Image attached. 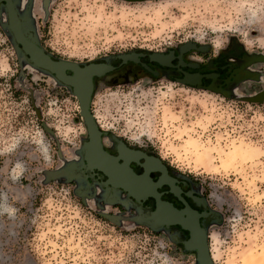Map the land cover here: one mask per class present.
I'll use <instances>...</instances> for the list:
<instances>
[{"label":"rangeland","instance_id":"1","mask_svg":"<svg viewBox=\"0 0 264 264\" xmlns=\"http://www.w3.org/2000/svg\"><path fill=\"white\" fill-rule=\"evenodd\" d=\"M31 18L47 52L82 64L186 42L216 54L232 39L264 55V0H34ZM5 21L0 4V264H195L178 230L113 222L100 215L111 204L48 177L81 158L86 127L71 90L15 51ZM257 79L218 92L143 76L99 86L90 104L105 132L196 182L215 264H264V70Z\"/></svg>","mask_w":264,"mask_h":264},{"label":"flooded vegetation","instance_id":"2","mask_svg":"<svg viewBox=\"0 0 264 264\" xmlns=\"http://www.w3.org/2000/svg\"><path fill=\"white\" fill-rule=\"evenodd\" d=\"M3 3L0 2V4ZM184 44L182 43L157 52L160 58L164 62H167V64L152 60L150 58L151 52L137 50L124 53L137 54V61L131 59L123 61L122 55L124 54L110 55L107 58L96 60L95 62L107 63L112 68L102 75L93 76L91 100L96 88L101 85L120 84L143 76L154 78L167 77L177 81L183 78L185 74H198L200 80L198 84L193 85L195 87L212 88L218 92L235 90L237 88L242 89L248 81L257 82L258 76L264 70H259L258 68L264 62L253 59V57L260 55L259 52H248L236 39L230 40L228 45L216 54H211L209 47L196 43H193V46H186L187 48L181 51V47ZM25 56L26 61L32 65L27 55ZM66 72L68 74L72 73L69 70ZM50 75L56 79L54 75ZM98 127L102 131L101 142L104 150L112 156L118 157L120 163L125 159L135 174L141 175L147 172L154 182L159 181V179L173 182V185L178 189V194L172 191L171 186L167 182H161L156 188L162 200L172 203L177 209H183L185 204H187L199 213L203 211L208 212L206 216L199 218L200 225L206 228L212 221L213 214L210 212L205 195L197 190L198 186L192 178L176 173L166 162L160 159L166 170V174H164L162 166L153 164L149 158L145 159L137 154V152H141L148 157H158L151 150L130 145L120 137L110 132H105L100 128L99 124ZM86 140L81 141L79 148ZM119 141H122L131 152L123 150L120 147ZM79 155H83L81 151ZM72 161L78 162L71 172L78 179V182L76 181L77 184L75 182L72 184L77 187V194L89 200L94 198L101 199L102 205L108 204L107 201H113V204L110 206L111 214L109 215L117 213L116 216H121V218L124 216L131 218L149 213L155 208V199L152 196H148L146 199L138 202L122 188L104 184L107 180V175L97 168L90 169L85 167L86 161L83 159V156L81 158L77 157L75 160L72 159ZM168 228L171 233L177 230L180 232L179 235L175 236V239L178 241L177 244L184 249L183 240L188 238V231L182 229L179 225H171Z\"/></svg>","mask_w":264,"mask_h":264},{"label":"water","instance_id":"3","mask_svg":"<svg viewBox=\"0 0 264 264\" xmlns=\"http://www.w3.org/2000/svg\"><path fill=\"white\" fill-rule=\"evenodd\" d=\"M33 1L26 0L24 4L25 8L21 13L19 7L21 6L22 0H0V2H4L1 6L6 16V21L1 22V27L8 33L14 49L18 54L24 58L27 55L32 66L54 75L56 80L69 88L77 98L79 113L86 127L88 138L81 146L82 156L86 161L85 167L101 170L107 175V180L104 184L122 188L138 202H141L148 196H152L155 199V208L152 211L127 219L144 224L152 230L168 228L171 225H179L182 229L188 231V238L183 240V247L185 251L195 253V264H215L208 243V230L202 227L199 222V218L206 216L208 212L203 211L199 213L187 204H185L183 209H177L172 203L162 200L160 193L156 190L161 182H167L171 186L172 191L178 194V189L173 185L172 181L159 179V181L154 182L147 172L137 175L131 170L125 159L120 163L118 157L112 156L104 150L101 142L102 131L99 129L95 116L90 110V100L93 92L92 78L95 75L99 76L104 74L112 66L103 62L82 64L72 60L55 59L39 43L36 28L31 18ZM48 4L49 0H43V8L45 10ZM193 45L190 42L185 43L182 45L181 51H184L187 48L186 46ZM122 57L123 61L127 59L138 60V56L135 53L124 54ZM150 58L162 64H167V62H164L160 58L157 52L151 53ZM253 59L264 62V55L260 54L259 56L253 57ZM67 70L72 73L68 74L66 72ZM199 80L200 76L198 74H185L183 78L177 81L184 85L193 86L198 84ZM212 90L216 91L214 89ZM119 143L123 150L131 152L122 141H119ZM78 153L80 154V152ZM137 154L145 159L149 158L153 164L162 166V171L166 174L165 167L160 158L155 156L148 157L141 152H137ZM76 163L78 162L70 161L58 170L47 171V175L53 179L65 177L67 180L73 179L78 182V179L71 174L72 170L76 167ZM107 203L113 204V201H107ZM100 215L113 222L124 219L121 216L101 212Z\"/></svg>","mask_w":264,"mask_h":264},{"label":"trees","instance_id":"4","mask_svg":"<svg viewBox=\"0 0 264 264\" xmlns=\"http://www.w3.org/2000/svg\"><path fill=\"white\" fill-rule=\"evenodd\" d=\"M181 251H182V252H186V253H187V251L183 250V248L181 249Z\"/></svg>","mask_w":264,"mask_h":264},{"label":"bare ground","instance_id":"5","mask_svg":"<svg viewBox=\"0 0 264 264\" xmlns=\"http://www.w3.org/2000/svg\"><path fill=\"white\" fill-rule=\"evenodd\" d=\"M95 116V115H94ZM212 258H213V256H212Z\"/></svg>","mask_w":264,"mask_h":264}]
</instances>
